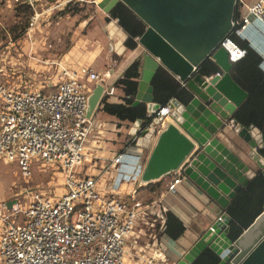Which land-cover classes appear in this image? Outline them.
I'll return each mask as SVG.
<instances>
[{"label":"built area","instance_id":"obj_1","mask_svg":"<svg viewBox=\"0 0 264 264\" xmlns=\"http://www.w3.org/2000/svg\"><path fill=\"white\" fill-rule=\"evenodd\" d=\"M42 1L24 0L34 11L32 25L44 14L38 10ZM239 3L245 12L237 9L233 29L220 47L227 50L231 63L241 61L247 49L235 40L236 36L262 55L264 66V0ZM117 67L115 63L101 72L92 67L69 69L61 65L63 79L53 91L0 84V162L18 163L26 178L32 174L33 160L58 167L66 176L68 189L62 197L37 190L25 203L16 200L1 215L0 264H124L128 237L139 225L148 227L153 242L152 256L144 257L147 264L168 263L164 250L157 246V231L164 228L167 211L161 202H144L134 195L136 192L127 202L102 191L101 176L82 170L94 129L93 120L87 116L89 88L85 79L104 85L103 98L112 97L116 87L111 80ZM172 111L169 103L155 116L149 114L152 120L158 119V132L167 127ZM111 160L121 163L123 154ZM174 172L168 186L173 192L183 178L181 170ZM141 175L133 179L139 181Z\"/></svg>","mask_w":264,"mask_h":264},{"label":"water","instance_id":"obj_2","mask_svg":"<svg viewBox=\"0 0 264 264\" xmlns=\"http://www.w3.org/2000/svg\"><path fill=\"white\" fill-rule=\"evenodd\" d=\"M119 3L146 25L138 39L143 52L137 57L142 61L141 77L133 104H147L148 113L155 116L161 105L155 102L152 80L160 67L192 94L187 104L176 98L171 101V120L162 131L155 128L158 119L147 126L138 119L130 126V143L148 148L155 141L141 175L142 184L181 170L183 178L224 210L178 263L191 264L211 249L220 257L219 264H264V211L235 240L229 236L231 217L225 212L242 187L259 171L264 175L260 152L263 134L232 118L248 92L234 79L233 63L227 50L220 47L233 29L238 0H101L98 7L109 15ZM110 48L114 49L113 43ZM209 58L217 63L220 74L210 77L199 73ZM104 90L98 83L88 97L87 116L91 119L100 109ZM227 125L236 127L239 137L248 144L241 145V153L257 163L258 171L230 146L231 138L224 131ZM8 205L11 207V203Z\"/></svg>","mask_w":264,"mask_h":264},{"label":"crops","instance_id":"obj_3","mask_svg":"<svg viewBox=\"0 0 264 264\" xmlns=\"http://www.w3.org/2000/svg\"><path fill=\"white\" fill-rule=\"evenodd\" d=\"M4 1L5 0H3V2ZM17 1L18 0H15V2ZM64 1L66 0L47 1V4L50 6L42 10L39 9L44 12L42 17L50 15L51 11H46L47 9L54 7V5L51 4H60V2ZM99 1L101 0H86L85 2H95L98 5ZM108 16L109 15L106 13L96 10L91 17L83 18L82 21L75 23V28H77L75 29L76 35L74 37V42L71 44V47H69L67 52H64L62 56H60L59 60L61 62L48 57L50 59L42 60V62L45 63V67L49 70L50 68L52 69L55 64V70L58 71V76H60L59 72L61 70L59 67L61 65L69 69H75L78 66H81L80 62L84 59L83 54L88 52L87 48H90L91 44L89 42H83L82 47L79 48L80 37L82 35L89 36L91 35L90 31L95 30L93 35L99 33L98 36L101 38L102 34H104L103 36L105 37L106 42L105 44L100 42L102 47L92 48L87 55V59H92L93 64L91 67L96 71H103L108 66L117 63L118 67L115 76L111 80V82H115L125 72L128 66L143 52V47L138 44V47L135 50L126 51L123 47L124 33L122 29L119 27L117 20L113 19L107 21L106 19ZM32 35H35V33H28L25 37V39H29L30 41L28 42V46H26L27 44L23 41V49H25V46L26 50L29 49L27 54H32L33 50L37 47V44H35L36 41L41 40L38 36L33 37ZM19 38L20 37L13 39L12 47L20 43V40L17 42ZM120 41H122V44H119ZM111 43L114 44L113 50L110 48ZM7 48L10 49V46H7ZM97 49H100V51H96ZM22 54L23 53L18 50L17 54H15L13 58L15 60V64H19L20 70L27 68V65L35 66V63L30 62L32 60H23ZM122 61H125L123 67H121ZM45 81L49 87L48 90H50V87H53V84L51 83L53 80L51 81L50 78ZM95 87L96 85L93 87V90ZM113 96H117L119 101H115L114 98H112ZM113 96L110 97L111 102H120L123 101L124 93L121 89L116 88ZM106 116H109L112 119H106ZM92 120L94 122V129L88 140L86 150L88 155L86 163L91 164V166L85 167L83 172L88 175L101 176L100 180L104 179L106 175L110 176L112 178L111 188L103 190L106 193L121 196L127 202H131V197L136 192L134 195L139 199H142L144 202L152 200L160 201L167 211L171 210L177 214L185 224V233L179 239L175 240L166 234H160L161 231L158 230L157 246L162 247L164 250L165 257L168 262L167 264L178 263L185 253L201 237V235L219 219V217L224 213V210L214 200L208 199L194 183L186 178H182V181L178 184L176 191H169L168 186L173 179V176L176 175L175 172L158 180L160 185L156 190L145 187V184L143 185L141 180H134V175L138 176L142 174L141 172L148 161L155 141H153L148 148L140 145L138 146L134 142L130 143L129 130L133 123L120 121L114 116L109 114L107 115L104 111H98ZM123 125H126L127 127L126 134L121 132L120 128ZM235 128L236 127H233V125H227L224 130L231 138V141H228V143L237 153L242 155L241 157L243 160L249 163L254 171H258L259 167L257 163L252 159L245 157L241 153V145L248 147V144L241 137H239L237 129ZM226 139L227 137H225L224 141ZM234 141H236L237 145H239L238 147L233 143ZM130 148L131 153L128 154ZM246 151H249V149ZM119 154H123V160L121 163L112 162L111 159ZM100 186L102 187V185ZM117 191H120L121 193H118ZM8 204L6 207L10 209L11 207H9ZM3 213H5V210L0 208V231L3 222L1 215ZM156 230L157 227L155 232ZM149 232L150 230L147 226L139 225L128 237L127 245L130 247L128 254L131 258H133L134 264H147L144 257H151L153 254V242L149 236ZM138 233L140 234L137 235ZM145 247H147L146 253L140 252L141 249ZM149 247H152V252H150ZM141 253H143V255Z\"/></svg>","mask_w":264,"mask_h":264},{"label":"trees","instance_id":"obj_4","mask_svg":"<svg viewBox=\"0 0 264 264\" xmlns=\"http://www.w3.org/2000/svg\"><path fill=\"white\" fill-rule=\"evenodd\" d=\"M87 4L84 1L72 0L67 2L58 11V17L68 15H79ZM30 6L24 0H18L15 10L25 12L30 16ZM19 14V13H18ZM29 19V17L27 18ZM117 20L119 27L124 33L123 47L126 51L135 50L138 47V39L146 30V25L124 4L119 3L107 17V21ZM29 22L24 26L27 27ZM19 36H15L18 38ZM235 40L247 49L245 57L233 64L232 75L238 84L248 92V97L234 111L232 118L244 127L254 126L263 134L264 139V70L261 67L262 55L250 47L245 41L234 36ZM140 59H135L125 70V72L114 82V86L124 93L123 101L111 102L110 97L103 98L99 111L116 117L123 122H135L143 120V125L147 126L152 121L149 116L148 107L145 103L134 105L135 94L139 89L141 77ZM219 67L213 59H207L199 68V73L204 76L215 75L219 72ZM152 86L154 89L155 102L161 106H166L176 98L180 102L187 104L192 99L191 92L186 86L164 67H160L156 72ZM264 156V147L260 150ZM160 183L151 182L145 184L152 190H156ZM264 211V175L258 172L250 183L242 187L236 196L231 200L225 212L231 217L229 236L237 239L244 230ZM165 226L160 234H166L172 239H179L186 231L185 224L180 217L169 210L165 214ZM158 219V226H160ZM220 257L211 249L203 251L191 264H219Z\"/></svg>","mask_w":264,"mask_h":264},{"label":"rangeland","instance_id":"obj_5","mask_svg":"<svg viewBox=\"0 0 264 264\" xmlns=\"http://www.w3.org/2000/svg\"><path fill=\"white\" fill-rule=\"evenodd\" d=\"M47 1L49 2V0L42 1L43 6H40V10L50 6L47 4ZM254 1L256 0H244L245 3L249 4H252ZM15 5V0H5L4 2L3 0H0V84H12L16 86L23 85L31 89H41L46 91L49 88L47 86L43 87L44 85H47L45 80L51 78V81L53 80V82H51L53 87H50V90H56V86L62 81L63 75L59 72L60 76H58V71L55 70V64L52 69L50 68L48 70L42 60L50 59L48 57H51L53 60L58 61L60 56H62L64 52H67L69 47H71V44L74 42V37L76 35L75 29L77 28H75L74 24L78 21H82L83 18L91 17L96 10L103 13L105 12L102 11L97 4L96 6H93V4H87L84 10L76 17L72 15L58 17V11L64 7L63 5H60L55 8L53 7L49 16L41 17L37 23L32 25L31 18L34 11L30 9V16L25 12H18V14L15 10ZM51 5L57 6V3ZM238 10H240L241 13L245 12L243 5H240V3L238 5ZM28 17L29 19H27ZM28 22V26L24 27ZM94 31L95 30H91V35L89 36L82 35L80 37V44L78 43L80 45L79 48L82 47L83 42H89L91 44L90 48H87L88 52L84 53L83 50L84 59L80 62L81 66L91 67L93 62L92 59H87V55L92 48L102 47L100 42L103 44L106 42L105 37L103 36L104 34H102V36L100 34V38L98 36L99 33L93 35ZM28 33H35V35L32 36H38V38L41 39L36 41L35 44H37V47L33 50L32 54H27L29 49L26 50V46H28V42H30L29 39H25ZM17 35L20 37L17 42L20 40V43L12 47L13 39H15V36ZM23 41L27 44L25 49H23ZM7 46H10V49H8ZM18 50L23 53V60L25 59L28 61V59H30L32 60L30 62L35 63V66L27 65V68L20 70L19 64L16 65L15 60L13 59ZM96 51H100V49H97ZM58 62L61 61L59 60ZM121 64V67H123L125 61H122ZM85 80L87 82V87L89 88V95H91L93 87L96 84L93 80ZM112 98H114L115 101H119L117 96H113ZM105 118L109 120L112 119L109 116H106ZM120 129L123 134H126V125H123ZM129 153H131V148L128 154ZM88 166H91V164L85 163L82 170H85V167ZM31 172V176L26 178L23 176L18 163L6 164L0 162V208H3L5 212L8 210V207H6L8 203H11V206L16 200L25 203L30 194L37 190H40L48 196L56 195L62 197L67 193L68 189L65 186L66 176L61 169H58V167H52L43 164V162L33 160ZM111 183L112 178L106 175V177L99 182V185H102L104 188H101V190L103 191L111 188ZM117 192L119 193L120 191ZM151 248L152 247H149L150 252L153 250ZM126 250L124 264H134L133 258L128 254L130 247L127 244ZM141 254L143 255V253Z\"/></svg>","mask_w":264,"mask_h":264},{"label":"clouds","instance_id":"obj_6","mask_svg":"<svg viewBox=\"0 0 264 264\" xmlns=\"http://www.w3.org/2000/svg\"><path fill=\"white\" fill-rule=\"evenodd\" d=\"M263 62V61H262ZM263 63H261V67H262V69L264 70V66L262 65Z\"/></svg>","mask_w":264,"mask_h":264}]
</instances>
